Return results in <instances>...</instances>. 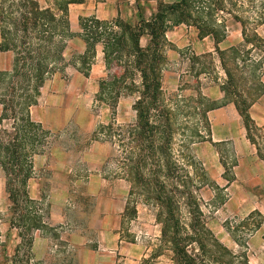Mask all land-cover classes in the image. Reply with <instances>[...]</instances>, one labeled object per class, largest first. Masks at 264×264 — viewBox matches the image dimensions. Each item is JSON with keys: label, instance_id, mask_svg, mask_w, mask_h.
Instances as JSON below:
<instances>
[{"label": "rangeland", "instance_id": "obj_1", "mask_svg": "<svg viewBox=\"0 0 264 264\" xmlns=\"http://www.w3.org/2000/svg\"><path fill=\"white\" fill-rule=\"evenodd\" d=\"M158 1L85 0L119 9L122 16L102 21L110 32H119L113 25L118 19H150ZM192 1L190 15L183 12L186 21L166 35L162 88L148 115L159 128L154 136L138 128L141 78L128 67L127 51L113 54L95 79L96 45L104 39L93 51L81 25L80 31L70 27L73 37H57L58 45L34 29L28 39L10 19L0 27V46L10 49L0 64V264H78L81 247L74 242L80 234L84 246L102 248L86 231L96 226L110 194L126 207L122 234L153 259L176 264L173 233L202 234L200 221L210 232L206 250L187 245L197 264H264V0ZM38 3L57 13L55 0ZM78 38L85 45L74 42ZM141 44L147 46L148 38ZM58 48H64L63 59L55 61ZM218 49L229 51L226 66L236 93L223 89L228 78ZM40 58L47 59L42 67ZM57 81L66 101L77 95L84 101L83 126L52 130L31 120L29 107L59 90ZM104 82L112 83L107 88ZM241 110L252 120L249 129ZM56 149L69 153L60 166L49 164ZM93 179L102 182L101 197H90Z\"/></svg>", "mask_w": 264, "mask_h": 264}, {"label": "trees", "instance_id": "obj_2", "mask_svg": "<svg viewBox=\"0 0 264 264\" xmlns=\"http://www.w3.org/2000/svg\"><path fill=\"white\" fill-rule=\"evenodd\" d=\"M57 6V13L52 12L51 9H43L39 6L38 0H11V4L6 5L5 0H0V27L3 26L9 21H14L12 24L16 27H21L23 34L27 35L26 37L29 39L33 36L31 32L34 29L37 35L44 38L48 43L53 45L56 44V38L65 35L68 38L73 37V34H70V25L68 22V11L69 6L72 4H83L85 0H55ZM193 5V1L191 0H181L175 3L166 4L162 0L158 1L157 12L152 15L150 19H141L139 22L135 24L124 22L123 20L118 19L115 21V24L111 23V25H116L119 29V32H110L109 22H102L98 20L95 16L84 18L80 20V25L82 28H85L88 31V35H86L85 41L87 44H91L93 47V51H95V45L100 43L102 39L105 53V62L106 66L109 64L110 57L113 54H117L120 49H124L126 62L129 68H133L135 70L134 73H137L141 78V86L139 88V100L135 104L136 111L138 113L139 118V126L140 130H144L149 128L150 135L154 136V131L156 132L159 128L155 125H152L149 121V113L151 106L153 107L158 100V96L160 95L161 86V72L162 67L165 64L166 57L164 55V48L166 47L167 32L172 28L173 25H179L184 23L186 20L184 19L183 12H187L191 10ZM10 10H16L17 14H12ZM213 9L210 8V14ZM191 13V12H190ZM188 13V15H190ZM103 26L106 27L104 30ZM43 28L42 31L38 32L39 28ZM212 26H210V34L215 35V31ZM109 31V32H108ZM2 32V38L6 40V31ZM147 37L148 44L147 46H142L141 39ZM91 42V43H90ZM26 42H23L25 44ZM216 44L219 42L216 41ZM8 49L7 46H0L1 52H6ZM235 50V48L231 49ZM237 50V49H236ZM235 50V51H236ZM63 49L58 48L55 50L56 60L63 59ZM227 52L229 51H220L219 59L221 64L225 69L226 76L228 78L226 88L223 87L224 91L228 92V94L236 93L237 87L232 82L231 70H229L226 66ZM27 54V53H25ZM27 56H29L27 54ZM122 59L120 55L118 57ZM117 58V59H118ZM226 58V59H225ZM42 59V60H41ZM84 62L88 61V58H82ZM41 62L39 63L40 67L43 66V60L46 58H40ZM37 71V69H36ZM129 73V72H128ZM135 75V74H134ZM42 76L40 77V79ZM123 78V77H122ZM124 81V80H123ZM123 81L119 82L123 84ZM40 83H42L40 81ZM110 83H102L107 85L109 88ZM125 84V83H124ZM133 87L134 84L130 83ZM136 88V86H135ZM113 89V88H112ZM116 91V90H115ZM116 93L119 95L120 90L117 89ZM242 116L244 117V121L246 122V128L249 129V126L252 123V120L247 113H243L241 110ZM162 135V133H159ZM1 140L2 135L0 136ZM152 147H155V142L153 139L151 140ZM199 212V210L197 211ZM178 224V223H177ZM201 225L202 234H198V232H194V234L187 236V238H180L178 232H174V236L171 239V243L174 245V251L176 253V264H197V260L194 258L195 256L189 253L187 250V245L190 243H196L200 249L202 248L204 251L206 250V246L204 243L206 242V235L210 234V232L206 229L205 225L202 222ZM176 225L175 220H172V226ZM169 223H166L165 229L163 230L164 237L167 236V228L169 230ZM215 243V247L217 250L227 251L226 248L218 242V240H213ZM210 253V252H209Z\"/></svg>", "mask_w": 264, "mask_h": 264}, {"label": "crops", "instance_id": "obj_3", "mask_svg": "<svg viewBox=\"0 0 264 264\" xmlns=\"http://www.w3.org/2000/svg\"><path fill=\"white\" fill-rule=\"evenodd\" d=\"M84 16H95L98 20L109 21L116 20L119 16H122V13H120L115 5L110 3L84 2L83 4H72L69 6L68 11L71 31H74V29H79L80 31L79 22ZM74 42L82 44L84 41L78 38L75 39ZM96 53V58L99 61L97 65H93L92 68L93 77L95 79L97 75H100L101 78L106 68L103 45H96ZM7 59L5 54L0 51V64L2 63V65H5ZM50 84L51 82L48 83V89ZM53 84L54 87L59 86V90L55 87L53 94L46 92V96L43 98L42 102L29 107L31 120L52 130H61L70 124L83 126L88 119L84 101L79 95L76 96L74 101H66V98L64 96L62 97L60 94L64 88V84L58 81ZM2 111L3 109L0 105V117ZM67 155H69V153L56 149L49 156V164L60 166L61 164L59 165L58 162ZM101 183L100 180H92L89 189L90 197H101ZM107 201H109L110 204L106 206L99 216L96 226L92 227L88 225L86 231V236H96L92 243L95 245V243L99 242L102 244V248L97 250L96 247L84 246L87 240L82 238L80 234V236H78L79 240L74 242L81 247V255L78 264H175V262L169 259H153L151 255L146 254V250L143 246L128 240L127 236L121 232V224L123 223L124 217L123 213L126 208L122 205L125 204L120 201L118 195L113 194L107 197Z\"/></svg>", "mask_w": 264, "mask_h": 264}]
</instances>
